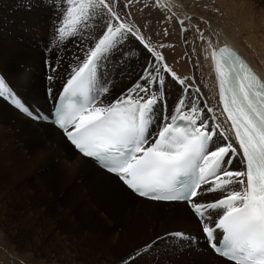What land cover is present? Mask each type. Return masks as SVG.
I'll return each instance as SVG.
<instances>
[{
  "label": "snow or ice",
  "instance_id": "snow-or-ice-1",
  "mask_svg": "<svg viewBox=\"0 0 264 264\" xmlns=\"http://www.w3.org/2000/svg\"><path fill=\"white\" fill-rule=\"evenodd\" d=\"M133 2L127 0L123 7L129 8ZM118 3L63 0L61 5H49L58 13L53 18L48 49L54 57L45 61L50 82L59 75L65 57L72 56L64 68L67 79L57 98L55 123L76 150L95 159L138 196L185 202L216 254L233 264H264V80L234 50L213 48L208 41L219 101L226 122H230V128L222 127L215 122V114L211 120L204 115L205 109L208 113L214 109L200 106L199 95H193L200 89H193L189 78L179 76L167 63L160 49L171 45L154 46L151 37L129 21L130 13L118 10ZM154 4L166 8L160 0ZM26 7L31 9L30 0ZM165 19H175L181 32L189 31L185 20L191 17L179 19L171 13ZM196 31L201 40L207 39L199 28ZM164 35H168L167 28ZM129 39L138 42L150 58L132 87L110 104L99 106V98L108 92V81L102 80L107 62ZM68 43L75 46L74 52ZM170 82L179 87L180 95L169 113ZM48 92L53 95L51 87ZM0 97L9 98L37 120L46 118L21 104L3 76ZM157 106L161 108L159 114ZM158 116L160 126L152 134ZM217 136L224 143L213 147ZM238 155L244 168L233 170ZM211 192L224 195L212 201L198 199ZM218 232L222 233L219 238ZM166 236L198 242V237L184 232ZM135 259L129 257L124 264H133Z\"/></svg>",
  "mask_w": 264,
  "mask_h": 264
},
{
  "label": "rangeland",
  "instance_id": "rangeland-1",
  "mask_svg": "<svg viewBox=\"0 0 264 264\" xmlns=\"http://www.w3.org/2000/svg\"><path fill=\"white\" fill-rule=\"evenodd\" d=\"M123 1L127 0H119L117 5L121 12ZM213 1L218 4L215 0H189L188 2L190 9L199 13L209 23L218 24L219 27L225 25V23L220 22L222 18L219 14L221 12L229 14L233 10L240 12V16L243 14L244 19H248L247 15L251 12L256 14L252 17L255 16L254 19L258 21L260 27L264 28V0H227V3L223 4L225 6L224 11L223 8L217 7ZM28 2L29 0H0V50L3 55L6 53L10 55L5 60L9 61L11 49H14L13 60H17L16 65L20 63L18 61L22 62L18 57L22 56L20 51L42 52L38 56V61L30 63L28 67L35 66L38 68L45 82H49L48 76L45 75L51 73L45 70L44 62L41 60H48L47 57L51 58L54 54L48 49L52 41L53 18L58 15L56 8L49 5L53 3L61 5L63 0H30L31 9L26 7ZM135 2L136 7L139 3L141 4L139 8L140 11L143 10L142 13L145 11V14L143 13L145 16L137 17L134 21L151 37L155 46L154 34L156 35V32L158 35L161 34L164 27L163 22H165L162 16L168 15L169 12L162 8L156 10L154 0H139V2L135 0ZM145 5L149 6L145 7ZM130 6H133V3ZM143 6L145 8L142 9ZM261 16L262 18H260ZM203 23L206 22L203 21ZM187 33L185 34L187 35ZM125 44L127 43L123 45ZM22 45H29L26 46L29 47L28 50L26 47L20 48ZM167 45H171L169 51L176 50L177 52L179 49L178 43H176V48H172L173 42H168ZM67 46L70 51L76 50L72 43H68ZM139 47L141 46L139 45ZM45 50L49 51L48 56H45L47 53H44ZM180 53L184 58V48ZM68 59L71 60L72 58L65 57L61 66L62 71L57 76V80H54L56 83H61L59 88L63 87L65 79H67L63 70L69 62ZM2 62L4 59L0 60V66ZM137 62L143 63L141 60ZM146 63L144 62L143 66ZM103 78L104 75L102 80H106ZM21 80L25 83L23 79ZM135 82L136 80L127 82L129 85L126 83L125 85L128 86L124 85L123 92L118 95L132 87ZM116 92L118 89L115 87L113 91L102 95L98 100V105L104 97L109 98L110 103L115 101V98L121 96H117ZM45 102L48 104L47 100ZM109 102L107 103L110 104ZM107 103L106 105H108ZM7 104L15 109L13 105ZM159 110L161 108L157 106L158 114ZM0 114H2L1 111ZM0 117L2 116L0 115ZM34 124L37 125L38 123L27 119L22 133L27 134L29 141H31L30 135L42 141V136L38 133L40 130ZM15 127L13 123H0V145L3 143L5 147L3 145L2 147L4 150L6 149L3 152L1 151L3 148L0 146V246L4 248L3 240L7 241L8 245L3 250L9 255L7 258L8 256L1 254L0 249V264H15L11 259L18 260L21 264H124L132 256H136L133 264H192L185 261L187 255L186 242L181 239L169 242L162 238L151 243L154 237L149 238L150 229L145 225L141 215L129 212L115 203L107 202L96 195L93 189H89L87 192L82 186L77 187L74 183L66 181L65 176L61 177L63 181L61 180L60 184L56 176L51 174V165L36 161L35 167L29 158L31 156L30 148L22 139L18 140V137L14 135L21 134L16 132ZM222 142L221 137H215L213 147L216 146V143L219 145ZM237 160L238 156L235 157L233 163H236ZM233 165L231 166L233 170H241L239 161L235 164V168ZM60 171L64 173L61 168H58V174ZM206 186L208 187V185ZM92 192L94 193L92 194ZM214 193L218 196L224 195L221 192ZM209 198L210 200L213 199L212 193H210ZM118 213H120L119 216ZM216 215L213 213V218ZM148 245L151 247H146ZM138 252L141 254L137 255Z\"/></svg>",
  "mask_w": 264,
  "mask_h": 264
},
{
  "label": "bare ground",
  "instance_id": "bare-ground-1",
  "mask_svg": "<svg viewBox=\"0 0 264 264\" xmlns=\"http://www.w3.org/2000/svg\"><path fill=\"white\" fill-rule=\"evenodd\" d=\"M188 1L189 0H160L161 4L166 5V8H163L165 11L167 9L171 10V12L167 11L169 12L168 15H170L171 13H175L179 19H185L186 16L191 17V19L185 20V27L189 28V31L186 35L185 33L181 32L180 25L176 22L175 19L166 20L165 17L167 15L162 16L159 13L164 18L165 22H163L164 27L161 34L158 35L157 32L156 35L158 36L154 34V39H156L155 43H164L167 45L168 42H173L172 48H176V43H178L179 49H177V52L176 50L169 51L170 47H165L163 49H160V51L163 52L167 59V63L177 72L179 76L188 77V83L193 85V89H195L196 87L200 89L199 94H196L193 91V95H199L200 97V106L204 107V105L206 104L208 107L214 109V113H208L205 109L204 115L209 120H211V116L215 114L217 117V120L215 122L221 124L222 127L227 129L230 128V124L226 122L227 118L223 114V110L220 106L218 85L214 73L213 61L210 56L211 50L208 49V41L210 40L213 48L216 49L220 48L223 45H228L239 50V52L246 58L247 61H249V63H251L255 70L264 79V28H261L258 21L254 19L255 16L252 17V15L256 14H252L251 12L249 15H247L248 19H244L242 17L243 14L242 16H240V12H235L233 10L229 14L227 12H221L219 14L222 18L220 22L225 23L224 27H219L218 24L209 23L208 20H204L199 13H196L195 11L190 9ZM215 1L218 2L217 4L213 1L217 5V7L223 8L224 11L225 6L223 4L227 3V0ZM126 2L127 1H123V5ZM136 5L137 4L134 0L133 6H130L129 8H124L122 6V13H130L129 21L131 23H135L134 20L137 17H142L145 14V11L143 12L144 14L142 13L143 10L140 11L141 9L139 7L141 6V4L139 3L138 7H136ZM141 8L143 9L145 7L143 6ZM155 8L156 10L161 9L156 6ZM258 16L256 17L258 18ZM260 18H262V16ZM203 21H205L206 23H203ZM137 26L139 27V24H137ZM165 28L168 29L167 36L164 35ZM197 28H199V30L204 33V36L207 38L206 40H201L199 38V34L196 31ZM145 35L150 37L147 33H145ZM185 38L187 39V42H185ZM26 46L22 45L20 46V48H25ZM28 48L26 47V50H28ZM183 48L185 50L184 58L180 53ZM11 50V58L9 61L5 60H7L10 55H8L7 53L6 55H3L2 51L0 50V60L4 59V62H2L0 66V76H3L5 78V82L8 87L15 94L20 96L24 100L26 105H30L33 108H38L42 111H46L45 109L48 110L49 105L45 102V100H47V98L50 96L48 92L49 87L52 88L53 95L58 93V91L62 87L59 88L61 83H56L54 81L45 82L44 77H42V74L40 75L38 68H36L35 66L28 67L30 63H35L38 61V56H40V53L42 52L38 51L37 53H30L20 51L23 57H18L22 60V62L18 61L20 63L16 65L17 60H13V54L15 50ZM129 52L130 54L126 55ZM53 55L54 54H52V57ZM52 57L47 58L52 59ZM67 57L72 58L71 55ZM149 58V55L145 52L144 49L139 47L135 40L129 39L127 44L123 45L120 50L115 52L112 55L111 59L107 62V67L103 75L106 81H108V92L113 91V89L116 87V89H118V92H116L115 94H117V96H120L121 94H118L123 92L124 85L127 82L129 83L132 81L134 82L135 80L137 81L138 78L136 77L141 74L144 68L143 64L144 62L146 63ZM138 60L139 62L141 60L143 63L139 64L137 62ZM41 61L45 62L46 59ZM20 77L25 81V83L20 79ZM111 80H113V82H111ZM168 87L169 91L167 93V111L170 113L177 97L180 95V89L178 86L171 82L169 83ZM108 100L109 98L104 97L99 106L106 105V103L109 102ZM0 111L2 113L0 114L2 116L0 117V123H13L17 127H15L16 132L21 133L19 135H16L14 133L13 134L18 137V140L22 139V141L26 143L30 148L31 156L29 158L30 161H32V164L36 167V161H42L44 162V164H47L49 166L51 165V174L56 176L60 184L62 178L65 176L67 179L66 181L74 183L77 187L82 186L87 192L89 189H93L96 195L103 198L107 202L115 203L117 204V206L127 209L129 212L141 215L140 217L143 218L145 225L150 229L149 238L152 239V236L154 237V240H152L151 243L158 240V237L165 238L169 242L179 239L176 237L172 238L171 236H166V234L172 232H184L195 235L196 237H198V242L196 243H190L186 239L182 240L183 242H186L185 248L187 255L186 258L183 257L185 258L186 262H190L192 264H232L214 256L208 250L201 234L200 224L189 211V208L186 206V204H165L159 202H150L137 198L130 194L114 177L107 175L106 173L99 170L91 160L83 158L76 152H74L72 148L64 141L60 132L55 130L52 126L37 122L38 124H34V126H36L40 130V132H37L42 136V141L38 140L33 135H30L31 141H29L27 134L22 133V129L25 128L27 118L19 114L15 109H12V107H10L7 103H4L1 99ZM14 118H16L17 120H15ZM159 126L160 123L158 120L152 125L150 131L156 132ZM229 134L234 137V133L230 132ZM223 143L224 141L222 142V144ZM1 144L3 145V143ZM2 145L0 146L2 147ZM3 146L5 147V145ZM234 146H236L239 150L238 145ZM4 147H2L3 150H1L3 152H5L6 150H4ZM241 160L242 156L238 155L237 161H239L241 169H243L244 164L241 163ZM236 163H233L234 165L232 164L233 167ZM58 168H61L63 170L62 172L64 173H61L60 171L58 174ZM1 172L3 173V170ZM62 174L63 176H61ZM234 187H238V185ZM93 193L94 192H92V194ZM211 193L213 194L212 200L220 199L222 197L220 195H215L214 192ZM209 195L210 193H205L204 195L198 197V199L202 201H212L210 200ZM119 214L120 213H118L117 215L119 216ZM120 219L122 220L121 217ZM116 220L119 221V219ZM3 241L5 247L3 248L0 246L1 254L6 255L8 256L7 258H9L8 253L4 252L5 250H3L6 249L8 242H5V240ZM11 261H13L15 264H21L18 260L15 259H11Z\"/></svg>",
  "mask_w": 264,
  "mask_h": 264
}]
</instances>
